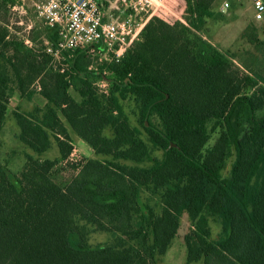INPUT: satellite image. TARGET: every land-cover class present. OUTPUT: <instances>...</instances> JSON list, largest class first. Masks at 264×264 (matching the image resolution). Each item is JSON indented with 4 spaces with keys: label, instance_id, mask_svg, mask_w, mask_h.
I'll list each match as a JSON object with an SVG mask.
<instances>
[{
    "label": "trees",
    "instance_id": "1",
    "mask_svg": "<svg viewBox=\"0 0 264 264\" xmlns=\"http://www.w3.org/2000/svg\"><path fill=\"white\" fill-rule=\"evenodd\" d=\"M217 1L187 0L184 22L158 14L119 62L83 50L55 62L46 50L57 30L35 13L18 37L21 0H0V136L12 98L46 101L13 112L33 154L18 172L0 162V264H160L184 216L187 264H264V43L249 24L242 37L261 57L240 68L205 39L209 21L226 20ZM219 129L221 143L206 150ZM71 133L96 158L72 162ZM53 140L58 158L35 156ZM67 167L76 175L58 183ZM92 231L112 240L93 246Z\"/></svg>",
    "mask_w": 264,
    "mask_h": 264
},
{
    "label": "rangeland",
    "instance_id": "2",
    "mask_svg": "<svg viewBox=\"0 0 264 264\" xmlns=\"http://www.w3.org/2000/svg\"><path fill=\"white\" fill-rule=\"evenodd\" d=\"M102 9L104 12L105 21L109 19L111 15L116 14L114 17L120 18L123 17L122 9L118 10V7L111 0H101ZM228 4V7L225 4ZM27 16L20 19V15L14 14L12 16L11 29L17 34L20 38H26L29 31L28 26L33 25L35 22V10L32 6V0H27L26 4ZM218 8V9H217ZM188 2L187 0H169L165 8L166 15L164 19L174 23L176 21L184 22V17L187 13ZM218 10V11H217ZM214 11L224 14L226 20H215L212 19L209 21V27L206 26L203 31V36L205 39L209 40L222 52L228 53L233 57L234 62L237 66L241 68L243 62L250 63L254 62L257 59H260L261 54L257 52L255 47L250 44L246 39L240 34L243 24H254L257 27V33L259 40L264 43V20L256 21L254 19V8L251 3V0H219L214 6ZM22 21L23 24H18L19 21ZM232 29L223 30V23H236ZM233 24H231L232 26ZM256 59V60H255ZM254 60V61H253ZM97 62V60H95ZM96 66V65H95ZM103 90H108V86L103 82L99 83ZM72 95L79 100V95L71 90ZM43 99L39 96L34 97L32 100L20 99L15 97L9 106V115L6 121L5 127L0 136V162L6 164L12 171L18 172L22 169L25 162L24 155L25 153L33 152L25 147L18 139L19 128L14 119L13 112L20 108L22 111H32L37 106H43ZM134 107L131 103H126V111L133 125L138 126L136 119L133 115ZM155 123L156 120L154 119ZM212 126V124H210ZM73 139L74 153L72 159L79 162L84 158H96L94 152L90 147L80 140L74 133H71ZM108 135H110L108 133ZM221 143V130H216L211 133V139L206 147V150H213L216 145ZM219 143V144H220ZM35 155V154H34ZM41 159H56L59 157V149L56 142L53 140L52 148L47 153L42 156L35 155ZM163 156L162 151H155L153 154V159H161ZM98 158V157H97ZM233 158L226 162V165L223 168V175H229L231 169V163ZM61 172L56 176L58 183L65 184L76 175V170L71 167L66 169H60ZM191 223L187 216L182 217L181 225L179 229V235L173 242L172 247L169 249L168 253L160 259V264H187V248L185 245L184 237L189 232ZM210 227L212 230V239L217 240L221 233L220 224L211 219ZM112 240V236L109 233L105 232H96L92 231L89 235V241L93 246L107 244ZM202 264V262L194 263Z\"/></svg>",
    "mask_w": 264,
    "mask_h": 264
},
{
    "label": "built area",
    "instance_id": "3",
    "mask_svg": "<svg viewBox=\"0 0 264 264\" xmlns=\"http://www.w3.org/2000/svg\"><path fill=\"white\" fill-rule=\"evenodd\" d=\"M123 17L105 21L100 0H32L37 19L58 33L56 44L46 52L55 62L65 61V52L87 51L102 61L119 62L127 48L141 37L149 21L166 11L169 0H111ZM254 19L264 20V0H251ZM27 0L12 7L13 14L26 17ZM228 7V4H225ZM18 24H23L20 20ZM32 25L28 26L31 29ZM108 85L107 82H103ZM101 87V85H100Z\"/></svg>",
    "mask_w": 264,
    "mask_h": 264
},
{
    "label": "crops",
    "instance_id": "4",
    "mask_svg": "<svg viewBox=\"0 0 264 264\" xmlns=\"http://www.w3.org/2000/svg\"><path fill=\"white\" fill-rule=\"evenodd\" d=\"M100 2H101V0H100ZM252 3V2H251ZM218 9V8H217ZM218 11V10H217ZM114 15H116V14H114ZM112 18V15L109 17V19H111ZM238 23V21L235 23H229V24H227V23H223L221 26L223 27L224 25V28H222L223 30L225 29V30H229V29H232L231 27H234V25L235 24H237ZM231 24H233L232 26H231ZM208 27H209V24L207 25ZM249 25L248 24H243V28H242V30H241V32H240V34L241 35H243V33H244V31L246 30V28L248 27ZM36 96H39V95H36ZM35 96V97H36ZM40 97V96H39ZM15 98V97H14ZM14 98H12V100L14 99ZM21 99V98H20ZM43 99V98H42ZM11 100V101H12ZM43 103L45 104L46 103V101L43 99Z\"/></svg>",
    "mask_w": 264,
    "mask_h": 264
}]
</instances>
